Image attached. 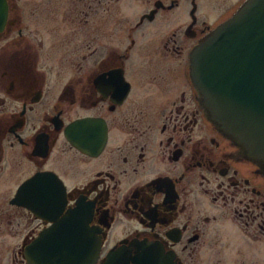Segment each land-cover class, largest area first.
<instances>
[{
  "label": "flooded vegetation",
  "instance_id": "flooded-vegetation-1",
  "mask_svg": "<svg viewBox=\"0 0 264 264\" xmlns=\"http://www.w3.org/2000/svg\"><path fill=\"white\" fill-rule=\"evenodd\" d=\"M243 1L0 0V263L264 264V173L191 78Z\"/></svg>",
  "mask_w": 264,
  "mask_h": 264
},
{
  "label": "water",
  "instance_id": "water-1",
  "mask_svg": "<svg viewBox=\"0 0 264 264\" xmlns=\"http://www.w3.org/2000/svg\"><path fill=\"white\" fill-rule=\"evenodd\" d=\"M208 119L264 173V0H246L192 52ZM99 245L35 243L30 264H95Z\"/></svg>",
  "mask_w": 264,
  "mask_h": 264
},
{
  "label": "rangeland",
  "instance_id": "rangeland-1",
  "mask_svg": "<svg viewBox=\"0 0 264 264\" xmlns=\"http://www.w3.org/2000/svg\"><path fill=\"white\" fill-rule=\"evenodd\" d=\"M233 1H235V0H233ZM125 12H129V11H125ZM63 40H65V38H64ZM64 43H65V42H64ZM67 45H68V44H67ZM61 55H62V54H61ZM60 60H61V63H62V59H61V58H60ZM60 67H61V69H62V67L64 68V66H62V65H61ZM13 247H14V248H17L18 245H14ZM0 248H1V243H0ZM0 252L3 253V254H5V252H3V251H1V250H0ZM4 260H5V261H4ZM1 263H2V264H7V260H6L5 258H3V260H2ZM1 263H0V264H1Z\"/></svg>",
  "mask_w": 264,
  "mask_h": 264
}]
</instances>
